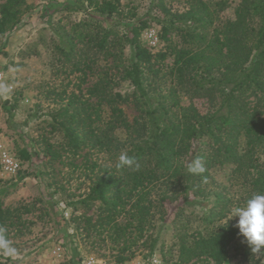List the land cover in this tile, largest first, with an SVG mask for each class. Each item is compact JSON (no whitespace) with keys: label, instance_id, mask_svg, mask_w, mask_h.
<instances>
[{"label":"rangeland","instance_id":"374dc122","mask_svg":"<svg viewBox=\"0 0 264 264\" xmlns=\"http://www.w3.org/2000/svg\"><path fill=\"white\" fill-rule=\"evenodd\" d=\"M4 1L0 0V6ZM197 1L93 0L98 5H115V13L107 18L86 0H28L32 11L24 24L0 36V149L16 158L22 151L30 154L27 160L19 159L21 170L16 176L0 171V190L7 192L2 206L18 209L21 221L17 224L22 223L9 229L6 238L15 251L8 254L0 249V264H215L194 252V242L235 225L238 217L226 224L230 209L250 196L249 182L233 173L232 164L213 167L204 195L190 197L194 203L181 209V200L165 204L163 209L156 207L161 192L153 191L148 197L152 208L140 228L133 207L135 197L122 195V203L109 216L100 202L81 203L92 181L112 171L119 156L86 146L78 151L67 149L62 135L53 130L51 118L69 99L77 100V108L82 102L95 103L87 91L105 76L112 80L113 91L131 96L133 89L123 79L131 56L130 30L145 24L139 36L141 46L152 54L164 52L167 48L160 40L156 47L149 45L147 32L154 30L159 39L158 23L190 11ZM202 1L214 11L215 2L226 4L225 10L218 11L217 22L233 18L238 2ZM65 5L68 9H58ZM104 35L107 42L99 50ZM172 38L175 45L182 46L175 34ZM172 66L169 56L159 68L167 74ZM161 80V88L170 86ZM132 101L129 97L118 103L129 122L137 115ZM180 101L183 106L191 103L202 115L212 114L220 105L217 95L213 100L193 101L181 95ZM118 138L124 141L126 136ZM48 146L58 154L56 160L43 157ZM200 152L204 155L211 150L203 145ZM259 163L264 164V152L259 154ZM219 215L221 220H217ZM57 249L59 253L54 254ZM228 252L222 264H264V248L251 250L242 235ZM119 258L127 259L119 263Z\"/></svg>","mask_w":264,"mask_h":264},{"label":"trees","instance_id":"16d2710c","mask_svg":"<svg viewBox=\"0 0 264 264\" xmlns=\"http://www.w3.org/2000/svg\"><path fill=\"white\" fill-rule=\"evenodd\" d=\"M94 6L107 18L116 11L109 2ZM214 6L216 11L198 0L190 11L158 23L159 40L167 48L164 52L152 54L141 46L139 36L145 24L130 30L127 44L131 56L123 79L133 89L131 96L113 91L112 80L105 76L87 91L95 103L82 102L77 108V100L69 99L51 114L52 128L62 135L67 149L78 151L86 146L116 156L126 153L139 164L138 171L118 169L117 160L112 171L92 181L81 203L100 202L109 216L122 203V195L135 197L133 207L141 228L152 208L148 197L153 191L161 192L156 207L163 209L165 204L181 200V209L194 203L190 197L204 195L211 180L210 170L223 163L232 164L233 173L242 174L249 182L250 196L264 194V164L259 163V154L264 152V0H238L233 18L223 22H217V13L225 10L226 4L220 1ZM58 9L68 8L65 5ZM31 11L28 0H5L0 6V36L22 26ZM173 34L182 46L175 45ZM106 37L98 42L99 50L104 49ZM169 56L173 57V66L163 74L159 66ZM161 79L170 86L161 88ZM181 95L189 101L213 100L217 95L220 105L212 114L202 115L190 102L183 106ZM129 97L137 113L132 122L118 107ZM117 135H125L126 139L122 141ZM203 145L211 152L203 155ZM29 155L22 151L18 159L27 160ZM43 157L56 160L58 154L48 146ZM197 158L203 161L205 171L193 175L188 167ZM6 193L0 190V228L8 236L11 227L22 223L17 224L21 221L18 209L3 208ZM176 217L175 213L173 219ZM221 219L219 215L217 220ZM213 221L208 219L209 223ZM239 236L238 228L229 225L194 242L193 250L222 264ZM126 259L119 258V263Z\"/></svg>","mask_w":264,"mask_h":264},{"label":"clouds","instance_id":"9594fccd","mask_svg":"<svg viewBox=\"0 0 264 264\" xmlns=\"http://www.w3.org/2000/svg\"><path fill=\"white\" fill-rule=\"evenodd\" d=\"M118 169L128 168L133 171L139 170V164L135 158L123 153L118 158L116 165ZM189 173L193 175L202 174L205 171L204 163L197 158L188 167ZM234 217H238L235 227L242 235L253 251L264 248V194L255 193L251 195L242 205L230 209L226 224ZM5 229L0 228V249L12 254L15 249L10 245L5 235Z\"/></svg>","mask_w":264,"mask_h":264},{"label":"built area","instance_id":"2783aa9c","mask_svg":"<svg viewBox=\"0 0 264 264\" xmlns=\"http://www.w3.org/2000/svg\"><path fill=\"white\" fill-rule=\"evenodd\" d=\"M147 37L149 41V45L153 48L158 45L159 39L154 30H149L147 32ZM1 78V76H0ZM21 170V162L18 158L13 156L7 149H0V171L9 177H14ZM59 253V249L54 251V254ZM155 263V261H154ZM91 264V263H88Z\"/></svg>","mask_w":264,"mask_h":264}]
</instances>
